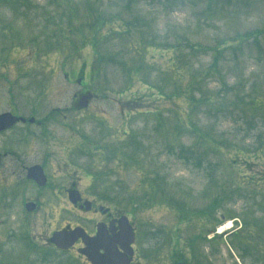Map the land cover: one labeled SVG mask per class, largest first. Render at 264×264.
Wrapping results in <instances>:
<instances>
[{"label": "rangeland", "instance_id": "374dc122", "mask_svg": "<svg viewBox=\"0 0 264 264\" xmlns=\"http://www.w3.org/2000/svg\"><path fill=\"white\" fill-rule=\"evenodd\" d=\"M4 112L42 125L0 135V264H89L48 244L103 218L73 185L133 264H264V0H0Z\"/></svg>", "mask_w": 264, "mask_h": 264}, {"label": "water", "instance_id": "95a60500", "mask_svg": "<svg viewBox=\"0 0 264 264\" xmlns=\"http://www.w3.org/2000/svg\"><path fill=\"white\" fill-rule=\"evenodd\" d=\"M91 94L82 95L78 103L80 109L86 108L91 99ZM19 118L11 113L0 115V131L11 127ZM25 121V119H22ZM34 122V119H31ZM28 176L34 179L39 185L46 183V175L41 166H34L29 169ZM69 199L71 203L76 205L81 200V195L76 190L69 191ZM92 204L85 202L81 208L90 210ZM36 205L28 203L27 209L33 211ZM120 231L113 237L109 236L106 226L98 224L97 234L93 237L89 236L82 227L74 229H64L56 231L52 234L49 242L54 244L60 250H68L81 239L85 245L78 251L84 255L91 264H131L134 255L133 244L135 242V232L130 224L127 216H122L118 221ZM111 223V231L114 232Z\"/></svg>", "mask_w": 264, "mask_h": 264}, {"label": "flooded vegetation", "instance_id": "af4514ba", "mask_svg": "<svg viewBox=\"0 0 264 264\" xmlns=\"http://www.w3.org/2000/svg\"><path fill=\"white\" fill-rule=\"evenodd\" d=\"M77 96H75V98H76ZM15 115V114H14ZM16 116H18V117H22V116H20V115H16ZM36 122H37V124L38 125H42V123L41 122H38L37 120H36ZM20 124H22V125H26V124H28L27 122L26 123H21L20 121H17L16 123H14V125L13 126H11L10 128H8V129H6V130H2V131H0V135L1 134H3V133H6L7 131H9V130H12L15 126H17V125H20ZM33 124H36V123H33ZM13 153V152H12ZM11 154V150H8V149H5V150H0V160L2 159V158H6L7 156H9ZM17 160H19V159H17ZM17 160H16V162H17ZM21 163H19V164H21V167H23V168H25L24 167V162L22 161V160H19ZM28 168L29 167H27L25 170V172H26V174H25V178H24V180H27V181H29V183H35V181L34 180H32L29 176H28ZM23 180V181H24ZM21 182V181H20ZM36 184V183H35ZM38 185V184H37ZM46 185V183L45 184H43V185H38L39 187H44ZM75 185H73V187H74ZM70 190V189H69ZM68 190V191H69ZM71 190H75V188H72ZM80 205H81V202H79V204L76 206V207H79L80 208ZM94 208H96L95 209V211H97L98 210V212L100 211V213L103 215V218L102 219H100V220H98V221H96V224H98V223H101V224H103L104 226H106V230L108 231V234H109V236H111V237H113L116 233H118L119 231H120V227H119V225H118V219L120 218V216H114V215H112L107 209H104L103 207H99L98 209H97V207H95L94 206V204L92 203V206H91V208H90V210H92V209H94ZM101 208H103V209H101ZM113 222V224H112V227H113V229H114V232L112 233V231H111V223ZM95 224V229L91 232V233H89V235L90 236H94V235H96V229H97V225ZM77 244H80L79 245V247H78V249L80 248V247H82L83 246V244H82V242L81 241H78L77 243H76V245ZM50 246V245H49ZM75 247V246H74ZM73 247V248H74ZM71 250H72V248H71Z\"/></svg>", "mask_w": 264, "mask_h": 264}, {"label": "trees", "instance_id": "16d2710c", "mask_svg": "<svg viewBox=\"0 0 264 264\" xmlns=\"http://www.w3.org/2000/svg\"><path fill=\"white\" fill-rule=\"evenodd\" d=\"M195 50H197V49H195ZM193 160L191 159V162H192ZM196 165H198L199 163H197V162H195V161H193Z\"/></svg>", "mask_w": 264, "mask_h": 264}, {"label": "bare ground", "instance_id": "6f19581e", "mask_svg": "<svg viewBox=\"0 0 264 264\" xmlns=\"http://www.w3.org/2000/svg\"><path fill=\"white\" fill-rule=\"evenodd\" d=\"M229 226H230V225H229ZM223 229H224V227L221 228V230H223Z\"/></svg>", "mask_w": 264, "mask_h": 264}]
</instances>
